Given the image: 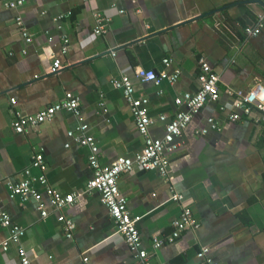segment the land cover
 Segmentation results:
<instances>
[{
  "label": "crops",
  "instance_id": "0c3cea01",
  "mask_svg": "<svg viewBox=\"0 0 264 264\" xmlns=\"http://www.w3.org/2000/svg\"><path fill=\"white\" fill-rule=\"evenodd\" d=\"M262 14L264 0H29L19 10L0 2V212L25 229L21 245L31 264H138L99 193L87 191L94 176L90 150L68 134L77 132L80 121L86 124L103 167L136 156L144 138L123 91L112 81L124 75L132 79L136 96L148 99L156 120L151 134L162 138L165 123L159 117L170 120L187 111L176 98L201 87V59L220 77V100L195 115L179 149L166 153L167 178L136 168L121 176L119 187L132 215L141 218L143 247L153 264H205L197 256L204 247L218 264H264V121L257 111L254 118L246 117L227 93L264 87ZM17 16L23 17L32 43L21 36ZM98 16L106 32L96 35ZM260 23L258 36L246 34ZM64 38L69 40L66 54ZM57 62L62 69L53 72ZM138 69L178 72L179 78L173 84L142 83ZM67 93L80 100L79 120L62 111L25 134L14 132V111L35 115ZM233 113L241 120L231 121ZM209 118L219 130L210 128ZM38 153L49 186L76 197L72 206L56 209L43 194L47 217L34 199L11 197V186L25 178L26 170L40 175L32 167ZM172 189L183 202L170 201ZM184 208L192 210L199 229L155 249L154 240L171 235ZM60 218L72 222L71 238ZM9 237L0 224V244ZM0 264H21L16 245L0 253Z\"/></svg>",
  "mask_w": 264,
  "mask_h": 264
},
{
  "label": "built area",
  "instance_id": "2783aa9c",
  "mask_svg": "<svg viewBox=\"0 0 264 264\" xmlns=\"http://www.w3.org/2000/svg\"><path fill=\"white\" fill-rule=\"evenodd\" d=\"M29 0H0L3 6L9 10L21 9ZM61 19V18H60ZM260 20H264V14L260 15ZM262 22V21H261ZM16 26L21 33L25 43L30 44L33 38L25 27L23 17H16ZM263 24L253 28H247L246 34L250 37H256L261 33ZM106 32V26L103 24V18L98 16L97 26L94 30L96 35ZM52 41V38H49ZM63 53L66 54L69 47V40L63 39ZM115 56L116 54L113 53ZM166 66L170 65L169 60L164 61ZM201 65V87L196 93L187 92L181 97H177L175 104L178 107L186 106L187 111H178L176 115L168 120L165 115H161L159 120L165 123V132L162 138H156L151 134V127L156 123V120L151 115L148 109V99L145 97H137L136 89L132 79L129 76H122L117 80H113L112 84L115 88L123 91L124 97L130 106L133 114L135 125L139 134L144 138V147L142 151L134 157H119L116 162L110 167H103L99 162L100 149L94 137L87 134L88 126L80 121L77 132H70L68 135L73 138L80 146L87 147L90 150L89 165L91 166L94 176L87 185V191L97 192L101 197L102 204L108 209L112 222L114 223L117 232L120 233L129 250L138 258V264H153L151 256L144 249L139 223L141 218L132 215L129 210L128 200L121 192L119 180L123 174L130 173L136 168L144 171H156L162 177L167 178L170 174V162L165 156L166 153H172L179 149L180 138L183 132L188 128L195 115L205 108L209 103H215L220 100L221 91L219 87L220 77L214 72L211 66L205 59L200 60ZM62 69L60 63H55L53 72ZM136 77L142 83H155L160 85L163 81L170 83L177 82L179 78L178 72L170 75L167 72L157 73L154 70L138 69ZM227 93L236 98L235 108L241 111L246 117H252L254 111L259 112L261 120L264 121V87L258 86L255 89L245 91H231ZM12 105H16L15 99L11 100ZM67 111L75 115L79 120L81 118L80 100L72 93H67L62 100L56 104L47 106L35 115H25L21 111H14V120L12 128L17 134H25L30 129L51 121L57 113ZM231 121H239L242 116L238 113H233L229 116ZM254 118V117H252ZM212 130H219L217 122L213 118L208 120ZM202 134H207L208 130L204 129ZM69 148V145L66 146ZM32 167L38 169L41 173L38 177L31 175L30 170H26L25 178L11 186V197H19L22 200L34 199L39 203V209L42 217H47L48 212L42 204L43 194L46 195L51 204L56 209H64L72 206L76 197L73 194H63L57 189L49 186L46 177L47 166L44 157L41 153L34 156ZM36 185L44 188L41 192ZM170 201L181 203L184 201V196L172 189ZM65 224L67 237L71 238L74 231V226L70 220L60 218ZM0 224L4 228L9 229L10 237L7 241L0 244V253H7L12 245L18 248V254L21 264H31V259L27 250L22 247L21 241L25 236V229L13 223L10 215L7 212H0ZM200 227L199 221L194 216L190 208H184L178 218L172 223L173 231L165 240L155 239V249L161 248L166 243L173 244L179 239L184 232L196 231ZM210 248L204 247L198 252V257L205 264H218L215 260L209 257Z\"/></svg>",
  "mask_w": 264,
  "mask_h": 264
}]
</instances>
